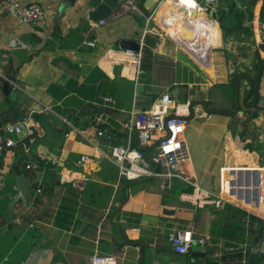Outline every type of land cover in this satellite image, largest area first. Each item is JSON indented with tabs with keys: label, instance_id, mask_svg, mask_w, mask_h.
Masks as SVG:
<instances>
[{
	"label": "crops",
	"instance_id": "obj_1",
	"mask_svg": "<svg viewBox=\"0 0 264 264\" xmlns=\"http://www.w3.org/2000/svg\"><path fill=\"white\" fill-rule=\"evenodd\" d=\"M237 1L241 7L237 6ZM35 2L46 10L42 22L21 25L15 16L5 14L0 27V76L10 65L8 78L18 92L14 102L4 94L0 84V142L18 139L17 133L5 129L7 124L26 119L34 124L39 130L37 139L31 149L22 147L24 154L32 159L28 163L32 164L30 170L36 173V188H42L45 181L54 178L55 191H60L71 184L64 177L85 176L88 181L84 190L79 191L71 184L81 194L78 207L82 205L85 209L81 210V216L76 214L70 228L61 227L56 223L57 213L62 210L59 207L61 198L41 196L43 188L41 193L33 188L35 196L31 194L30 202L21 198L10 210V203L18 193L12 166L19 164L20 154L14 147L6 148L4 165L0 169V264H86L97 252L116 256L118 264H207L208 261L222 264L223 254L238 249L244 251V259L231 264H246L250 254L260 255L254 248L261 246V241L255 244L254 235L248 229L259 227L261 221H246L244 242L233 240L229 233L209 234L210 214L202 231L194 228V221L197 210L210 213L224 208L226 202L264 220V209L253 208L221 191V172L226 165L258 167L264 172V40L260 31L264 23V0H216L214 15L222 40L221 44L215 42V46L222 49L224 80L214 78L207 71L213 63L201 69L193 61L181 58L170 39L149 33L156 37V47L151 49L156 62L169 64L173 61L169 66H174L176 72L181 66L185 73L172 76L173 69L165 64L169 68H162V71L167 69L171 75L167 85L160 80V65L155 63L148 90L139 82L141 58L137 57V61L126 55L127 49L119 46L123 39L141 42L149 9L145 6L146 0H134L136 9L127 12L117 9L103 24L99 23L100 19L88 18L89 0H22L23 5ZM229 5L242 10L243 17L238 21V29L231 32L225 42L218 11ZM144 44L145 38L143 47ZM258 59L262 60L256 81L261 109L244 134L240 128H229L231 114L236 112L210 110L206 100L213 85L228 82L232 72L252 74ZM190 64L200 74L188 69ZM203 71L209 81L204 80ZM249 83L251 80H243L242 94ZM52 85L66 91L65 96L56 99L48 89ZM239 85L237 83L240 95ZM173 86L188 88L187 93L179 94V104L189 103L192 111L185 131L190 155L183 170L202 189L197 191L193 184L178 180L193 187L181 192L178 200L162 189L161 179L156 176L127 185L129 182L121 178L119 166L110 159L111 147L128 141V132L122 124L129 120L132 109L148 108ZM106 97H113L114 101L107 102ZM215 100H222V97L217 96ZM35 114H47L43 119L49 117L53 126L43 127L34 121ZM100 130L102 135L98 134ZM132 144L139 145L135 133ZM147 152L151 156L154 146ZM83 154L90 160L81 167L78 160ZM261 186L264 192V183ZM95 192L97 197H92L91 203L89 197L95 196ZM34 198L39 199L34 203ZM165 209L173 211L166 213ZM96 212L103 213L96 224L97 232L93 229L85 234L88 225L85 217ZM82 222L86 225L82 226ZM116 224L121 228L119 233L111 226ZM189 226L197 231L196 237L206 238V244L195 243L188 253H177L172 249L169 233ZM242 244L245 246L241 247Z\"/></svg>",
	"mask_w": 264,
	"mask_h": 264
},
{
	"label": "built area",
	"instance_id": "obj_2",
	"mask_svg": "<svg viewBox=\"0 0 264 264\" xmlns=\"http://www.w3.org/2000/svg\"><path fill=\"white\" fill-rule=\"evenodd\" d=\"M215 3L216 0H157L156 7L145 15L141 49L126 51L140 59L144 38L151 33L157 38L170 39L178 50H182L194 63L205 70L210 63L215 42L221 44L222 40L219 23L214 15ZM237 3V6L241 7L238 1ZM132 9H136L134 0H120L118 9L120 12ZM5 14H12L19 24L26 25L42 22L46 10L36 2L23 5L22 0H0V27ZM104 22L105 19L99 20L100 24ZM260 31L264 40V23ZM105 100L114 101L113 97H106ZM191 113L189 103L177 105L169 92L156 98L148 108H133L129 120L122 124L128 132L127 143L115 144L110 150V159L119 166L121 178L130 182L156 176L161 179V187L165 191L174 181L183 180L193 184L197 191H202L199 184L191 180L183 170V164L190 155L185 131L187 118ZM97 120L100 122L101 119L98 117ZM5 129L10 133L21 132L18 123L7 124ZM134 133L139 142L138 147L132 144ZM98 134L102 135L103 132L100 130ZM15 144L16 141L12 138H8L4 143L0 142V155L5 147H12ZM150 146H154L151 156L143 150ZM89 160L90 157L83 154L78 164L84 167ZM125 163H128V166H125ZM26 168L31 169L32 164H27ZM263 175V170L258 167L226 165L221 172V191L230 198L242 200L248 205L251 204L253 208L261 207L263 210L264 192L261 186L264 183ZM64 179L70 181L79 191L85 189L88 181L85 176L64 177ZM36 192L41 193V187H38ZM239 195H242L241 199ZM169 239L172 249L182 254L188 253L195 243L206 244V238L196 237L191 226L171 231ZM254 250L264 256V246H257ZM86 264H118V260L112 254L97 252L89 257Z\"/></svg>",
	"mask_w": 264,
	"mask_h": 264
},
{
	"label": "trees",
	"instance_id": "obj_3",
	"mask_svg": "<svg viewBox=\"0 0 264 264\" xmlns=\"http://www.w3.org/2000/svg\"><path fill=\"white\" fill-rule=\"evenodd\" d=\"M262 14H264V7L262 10ZM243 17V11L235 9V5H229L226 9H220L218 11V18L220 21V25L223 30L224 41L227 42V36L232 32H235L238 29L239 20ZM235 21H237L235 23ZM156 47V37L150 34L145 36V44L142 50L141 57V73L139 82L143 83L146 90L150 89L151 73L155 70L156 56L152 53L151 49ZM213 67L208 69L207 71L214 78L218 80L225 79V70H224V58L221 48H216L213 52ZM261 59H258V62L253 65L254 72L252 74L246 72H232L230 74V79L225 83H216L213 85L210 91L209 99L206 100V104L208 109L221 110L225 112H233L235 109V100L237 95V83H239L240 87V108L239 112L231 114V120L229 122V128L234 130L236 128H240L244 131V134L247 133L249 127L252 122L258 117L261 106H259L261 100V94L259 90H255L254 86L256 85L257 77L260 72ZM169 64H174V62H170ZM11 75V74H10ZM9 75V77H10ZM251 80L252 83L247 84V89L244 91V94L241 92V85L243 80ZM175 88V86H173ZM50 93H52L56 99H61L65 96L66 91H64L60 86L52 85L49 88ZM217 90V91H216ZM112 95H115L114 91H111ZM163 94V93H162ZM217 96L222 97V100H215ZM242 113V116L240 115ZM47 114H35L34 121L40 122L43 127H52L50 125L49 117L46 120L43 119V116ZM23 145H15L12 146L16 149V153L20 154L19 164L22 166L24 174L30 179L31 186L37 189V183L35 180V171L27 169L26 166L29 164L28 162L32 159L28 158L27 155L24 154ZM10 147H5L2 154L0 155V169H2L5 160V149ZM143 150L148 151V148H144ZM30 159V160H29ZM39 160V159H38ZM41 162V161H39ZM44 165V162H43ZM128 182V181H127ZM132 183L131 181L127 184ZM126 185V186H127ZM56 181L54 178L52 180L45 181L42 185L43 192L40 194L41 196H59L61 198L60 208L57 213V224L61 227L70 228V224L73 221V218L76 214H80L81 210L85 209L84 207L79 206V199L81 198V194H79L71 184L65 185L62 187L60 191H55ZM41 188V189H42ZM193 187L183 181H174L170 188H168L166 193H169L174 200H178L181 192L190 191ZM14 192V190H12ZM35 196L33 193L32 197ZM97 197V192H95V196L90 195L89 201L93 203V198ZM126 198V190L122 192L121 201L124 203ZM39 198H34V203L38 201ZM224 208L219 210H214L210 213H207L202 210L196 211L194 228L196 227L198 231H202L205 229V222L208 217V214L211 215V220L209 223V234H213L215 236L220 235H231L233 240H239L244 242L246 240L247 233V222H252L255 219L258 221H262L261 218L256 217L252 218V214L247 212L246 210L239 208L226 202ZM115 209L110 213L109 217L112 216ZM227 211L229 214H226ZM118 214V213H116ZM103 217L102 212H96L90 215H87L85 219L88 220V225L84 233L87 234L91 232L90 230H95L97 232L98 222L101 221ZM80 218V217H79ZM79 218H77L76 223ZM108 222V220H107ZM229 223V224H228ZM118 233L119 229H121L117 224L116 226L111 225ZM196 231V230H195ZM197 233V231H196ZM195 233V234H196ZM120 235L123 236V232H120ZM197 235V234H196ZM230 237V236H229ZM244 259V251L242 249H238L231 253L223 254L222 256V264H231V262H239L241 263ZM210 264V261L207 262Z\"/></svg>",
	"mask_w": 264,
	"mask_h": 264
},
{
	"label": "water",
	"instance_id": "obj_4",
	"mask_svg": "<svg viewBox=\"0 0 264 264\" xmlns=\"http://www.w3.org/2000/svg\"><path fill=\"white\" fill-rule=\"evenodd\" d=\"M157 4V0H146L145 6L148 9V12H151ZM89 12L88 18L90 20L96 21L98 19H106L114 11L119 9L120 7V0H89L88 2ZM119 46L123 49H131V50H140L141 44L139 41L130 40V39H123L120 41ZM264 66V61L262 63ZM10 69V65L6 68L3 75L0 76V84L2 85L3 92L6 96H9L12 101L17 100L18 92L14 89L11 80L8 78V72ZM261 75V74H260ZM259 79V77H258ZM257 85V84H256ZM254 87L255 90L258 89V85ZM142 89L141 86H138V89ZM188 88L186 86H178L173 88L169 94L174 97L176 100V104H179V94L180 93H187ZM239 88L237 89V97H236V106L234 112L239 111L240 102H239ZM19 127L21 128V132L17 133L18 140L16 145H23L26 149H31L33 146V141L37 139L39 135V130L36 128L34 124H27V119L18 123ZM57 151V149L55 150ZM125 166H128V163H125ZM12 170L16 175V182H17V189L18 193L14 195L13 200L10 203V210L12 206L21 198H24L27 202L31 200V194L33 193V187L30 185V179L24 174L21 166L19 164H14L12 166ZM239 198H242V195H239ZM172 209H165L166 213H172ZM256 214L252 213V218H256ZM82 226L86 225V222H82ZM248 232L254 235L253 242L258 244L260 241L261 246H264V220L261 221L259 227L256 226L251 227L248 229ZM245 245H241L244 247ZM247 254V253H246ZM246 264H264V256L263 255H255L250 254L246 261Z\"/></svg>",
	"mask_w": 264,
	"mask_h": 264
},
{
	"label": "rangeland",
	"instance_id": "obj_5",
	"mask_svg": "<svg viewBox=\"0 0 264 264\" xmlns=\"http://www.w3.org/2000/svg\"><path fill=\"white\" fill-rule=\"evenodd\" d=\"M178 53L180 54V57L182 58H184L185 60H187V61H189V62H191V61H193L188 55H186L185 53V55L183 54V51L182 50H178ZM156 63H159V65H160V72H161V79L160 80H162V81H164V83L165 82H167L166 84L168 85V84H170V83H168L170 80H171V75L172 76H176L177 74L179 75V74H183V73H185V68H180L181 66H179L178 67V69H177V72H176V68L173 66V67H171V66H169L170 64H167V63H164L163 64V61H158V62H156ZM168 65V66H166V65ZM190 67V68H189ZM188 67V69H192V70H195L198 74H200L199 73V70H197V68H193V66L190 64V66ZM162 68H169V69H173L172 71H171V75H170V71L169 70H165V71H162ZM183 69H184V71H183ZM175 70V71H174ZM183 71V72H182ZM189 72V71H188ZM192 72H194V71H192ZM205 71H203L202 73H203V76H204V80L205 81H209V77H208V75L206 74V73H204ZM182 101H184L183 99H182ZM28 124H29V122H27ZM18 140V139H17ZM17 140L15 139V141L17 142ZM16 145V144H15Z\"/></svg>",
	"mask_w": 264,
	"mask_h": 264
},
{
	"label": "bare ground",
	"instance_id": "obj_6",
	"mask_svg": "<svg viewBox=\"0 0 264 264\" xmlns=\"http://www.w3.org/2000/svg\"><path fill=\"white\" fill-rule=\"evenodd\" d=\"M215 48H216V46H214V48H213V50H212L210 63H209V65L206 66L205 68H208V67H210V66L212 65V63H213V52H214V49H215ZM125 53H126V55H128V56H133V57H135L136 60L138 61V58H137L136 55L129 54L127 51H125Z\"/></svg>",
	"mask_w": 264,
	"mask_h": 264
}]
</instances>
